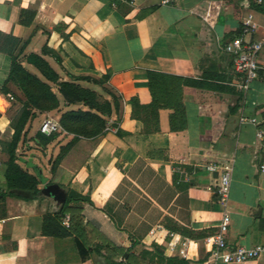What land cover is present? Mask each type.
Listing matches in <instances>:
<instances>
[{"label": "crops", "instance_id": "obj_1", "mask_svg": "<svg viewBox=\"0 0 264 264\" xmlns=\"http://www.w3.org/2000/svg\"><path fill=\"white\" fill-rule=\"evenodd\" d=\"M257 4V0H0V86L11 69V56L5 51L19 41L25 45L22 64L39 77L24 55H42L64 80L69 74L95 78L109 74L104 86L123 98L121 120L116 121L114 114L104 134L76 140L55 171L40 167L38 157L31 154L35 149L18 160L30 173L40 169L46 179L39 188L51 181L90 198L91 202L81 203L80 211L91 258L81 261L74 235L43 234L45 213L59 209L53 197L1 195L4 159L0 264H109L107 258L123 261L130 254L138 258L135 264H167L154 243L168 257L183 259L182 248L189 252L185 262L175 264H208L201 244L170 229L167 219L214 233L225 211L232 219L231 244L264 246V139L257 136L258 128H264V71L247 91L238 90L229 84L237 74L232 56L224 50V43L241 33L251 15L256 31L248 38L262 41L259 59L264 65V9ZM44 47L54 52L43 54ZM147 70L205 80L215 87L184 86L185 128L173 131V110L161 108L160 130L147 134L143 123L132 117L133 97L142 104L152 101ZM80 84L110 98L100 85ZM54 91L60 107L50 113L58 121L63 112L83 108L67 104L58 89ZM10 101L0 93V111ZM242 114L257 115L259 123H240ZM13 132L11 119L1 112L0 141H11ZM34 132L25 134L29 145L36 147ZM56 132L49 144L39 145L49 146V158H55L74 136L62 128ZM215 162L233 167L226 208L214 192L221 170L208 169ZM184 183L190 184L186 190L181 188ZM108 203L115 219L105 210ZM152 212H157L155 219ZM70 221L67 214L63 224L69 227ZM172 233L191 244L181 242L171 250ZM106 240L123 254L111 252ZM249 264H264V253Z\"/></svg>", "mask_w": 264, "mask_h": 264}, {"label": "trees", "instance_id": "obj_2", "mask_svg": "<svg viewBox=\"0 0 264 264\" xmlns=\"http://www.w3.org/2000/svg\"><path fill=\"white\" fill-rule=\"evenodd\" d=\"M256 8L264 9V5L257 4ZM12 43V42H11ZM2 50V49H1ZM7 52L11 56V69L7 80L0 86V93L13 98L11 84H14L24 94L23 107L20 109V115L16 121L12 119V127L14 129L11 141H0L3 151L7 154L6 169L4 172L5 192L2 196L14 195L21 197L38 198L41 194L39 185L45 181L37 168L36 174L30 173L18 163L19 156L17 149L23 136L25 128L29 121L35 117V111H52L60 107V99L53 87L56 86L58 92L63 96L67 104H80L83 106L78 109L67 110L60 115L59 123L62 130L73 134V138L65 145L60 147L58 155L53 160L52 171L60 163V160L69 150V148L79 138H94L104 134L110 127V118L116 114V121L122 118L123 98L120 94L112 91L104 86L109 79V74H105L101 78L91 76H77L69 74V80L61 79L59 73L48 63V61L40 54L30 53L24 55L26 61L34 65L40 72L41 77L30 72L22 64L25 45L21 43L14 44ZM54 51L44 47L42 53L49 54ZM149 90L151 92L152 101L149 104H142L138 97L132 99V117L140 120L144 125L147 134L158 132L159 110L161 108H170V127L173 131H179L186 126L185 104L183 101V87H215L214 84L205 80H198L189 77H182L173 74H167L156 70H147ZM80 81H87L102 86L103 91L110 96L107 98L104 94L99 93L80 84ZM224 88L223 86H221ZM85 108V109H84ZM1 115V112H0ZM117 125H115L116 127ZM117 132L121 133L120 129ZM58 133L55 131L51 135H46L42 131H38L34 136L35 142L40 146H46L56 138ZM52 183L51 181L48 183ZM189 183H184L183 188L186 190ZM67 200L65 203L59 204V209L54 213H45L43 223V234L53 236L54 238H66L73 236L74 246L80 256L81 261L91 258L92 249L87 242L83 217L81 215V203L91 202L88 196H83L73 189H67ZM107 214L115 219L113 207L110 203L105 207ZM67 214H71L70 226L66 227L63 220ZM167 226L172 230L179 231L182 235L197 240L203 250L206 251L204 239L213 232L209 230H193L188 227L180 226L178 222H174L168 218ZM118 223V222H117ZM106 243V244H105ZM105 246L115 254H123L121 249L106 240ZM136 243H133V247ZM153 248L161 260L167 264L182 263L186 259H178L176 257H168L164 255L163 248L157 243L153 244ZM122 252V253H121ZM210 253L207 252L203 259L207 261ZM109 264H135L139 263L138 258L134 254L125 257L123 261H113L107 258Z\"/></svg>", "mask_w": 264, "mask_h": 264}, {"label": "built area", "instance_id": "obj_3", "mask_svg": "<svg viewBox=\"0 0 264 264\" xmlns=\"http://www.w3.org/2000/svg\"><path fill=\"white\" fill-rule=\"evenodd\" d=\"M170 1L174 0H163L165 3ZM257 3L264 5V0H257ZM255 31L256 23L250 15L244 20L241 33L224 43V50L232 56L234 71L237 74L235 81L229 84L241 91H247L250 84L258 78L260 72L264 71V65L261 64L259 59L263 43L262 41L248 38ZM240 123L256 125L259 123V118L257 115L242 114L240 116ZM60 128L59 121L54 117H47L41 125V131L46 135H51ZM257 136L261 140L264 139V128H258ZM2 153L3 147L0 144V173L4 166ZM232 168V164L218 162L208 166L210 171L221 170L214 192L218 196V202L225 208L229 201ZM261 169L264 172V157ZM231 221L230 214L225 211L217 226V230L205 237V249L210 253V257L206 261L208 264H249L259 259L264 253V246L261 244L253 246L231 244L229 241ZM181 242L184 246L191 244V241H182L178 234L172 233L170 249L175 250ZM188 254L187 250L183 248L180 250V256L187 258Z\"/></svg>", "mask_w": 264, "mask_h": 264}, {"label": "rangeland", "instance_id": "obj_4", "mask_svg": "<svg viewBox=\"0 0 264 264\" xmlns=\"http://www.w3.org/2000/svg\"><path fill=\"white\" fill-rule=\"evenodd\" d=\"M10 87H11V91L13 92L14 96H13V98L8 96V97H10L11 103L8 104V108L5 107L4 111H0V112H6V116L11 119V126H12V119L14 121H16L18 119V117L20 115V109L23 107V101H24L25 97H24L23 92L19 88H17L14 84H11ZM53 88L55 90L57 89L56 86H54ZM50 112L51 111H46V110L45 111H39V110L35 111V117L29 121L30 125H29V123L27 124V126L29 125V127H28V130L26 131V129H27V126H26L25 133L26 132L29 133V131L31 129H34V131H35L33 134V138H34L36 133L38 131H41V125L47 117H54L55 118L54 114H52ZM30 142L31 141H29L27 134H24L23 141L20 142L18 149H17L18 156L21 158H24V157L30 155L29 153H27V151L29 152L30 150L35 149V152H31V154L34 157H38V159H39L38 161L40 162V167H43L45 170H48V172H49V169L52 168V165L54 162L53 160L55 159L53 157V155H52V158H49V146L43 148V147H40L39 145H37V143L35 142L34 144H35V146L36 145L37 146L34 147V146L29 145ZM59 151H60V149H59ZM58 153H57V155H58ZM7 158H8L7 154L3 152V154H2L3 161H4V159H7ZM51 171H52V169H51ZM145 174H146L145 176L147 178H148V176H150L149 172H146ZM44 179H46V178H44ZM138 181L144 182L142 178H138ZM170 195L171 194L168 190H166L164 192V196L166 198L170 197ZM131 198H133V196H131ZM47 207H49V206H47ZM171 209L174 210L175 209L174 206H172ZM156 216H157V212H152L150 215L151 219H155Z\"/></svg>", "mask_w": 264, "mask_h": 264}, {"label": "water", "instance_id": "obj_5", "mask_svg": "<svg viewBox=\"0 0 264 264\" xmlns=\"http://www.w3.org/2000/svg\"><path fill=\"white\" fill-rule=\"evenodd\" d=\"M41 193L43 195L49 196V197H53L54 200L58 203V204H62L65 203L67 200V190H65L60 184L58 183H50V184H46L42 189H41ZM128 254L126 253L125 256H127Z\"/></svg>", "mask_w": 264, "mask_h": 264}]
</instances>
